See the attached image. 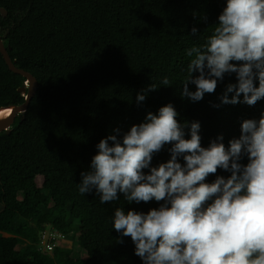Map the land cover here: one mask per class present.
Returning a JSON list of instances; mask_svg holds the SVG:
<instances>
[{"label":"trees","instance_id":"1","mask_svg":"<svg viewBox=\"0 0 264 264\" xmlns=\"http://www.w3.org/2000/svg\"><path fill=\"white\" fill-rule=\"evenodd\" d=\"M227 0H0V32L18 67L39 82L29 108L11 132L0 133V264H144L131 237L113 227L117 207L147 213L155 199L129 203L123 193L101 203L93 189L81 194V173L91 170L99 142L142 123L148 112L173 104L190 138L199 121L207 147L239 138L246 119L264 116V98L254 106L223 103L235 73L225 74L214 93L192 101L182 96L187 49L213 34ZM195 27L198 31L192 34ZM11 47V48H9ZM199 73H194L198 75ZM167 77L170 86L162 84ZM26 78L8 68L0 52V106L24 102ZM259 86L258 78L255 81ZM157 87L150 90V86ZM190 91L196 86L189 83ZM146 92L138 102L137 96ZM231 99L235 92L227 93ZM109 143H112L109 141ZM171 145L152 165L171 158ZM181 162H183L181 160ZM242 164H247L243 156ZM146 173L150 169L144 170ZM230 173L218 169L206 182ZM45 229L71 239L69 248H39ZM60 238L57 239L56 245Z\"/></svg>","mask_w":264,"mask_h":264},{"label":"clouds","instance_id":"2","mask_svg":"<svg viewBox=\"0 0 264 264\" xmlns=\"http://www.w3.org/2000/svg\"><path fill=\"white\" fill-rule=\"evenodd\" d=\"M218 21L203 46L186 50L194 58L182 96L202 100L225 74L235 73L238 83L227 86L222 102L240 103L243 94V102L254 106L264 98V0H227ZM197 31L193 27L192 34ZM162 84L170 86L167 77ZM145 98L146 92L137 96L138 102ZM178 115L169 103L148 112L122 139L119 128L103 138L91 170L81 173L80 193L95 189L101 203L118 200L119 193L129 203L162 202L147 213L114 212L113 227L131 237L144 264H264V116L244 120L229 146L221 135L205 147L199 121L191 122L186 138L188 122L182 125ZM165 145H171V158L153 166ZM218 169L230 175L206 182Z\"/></svg>","mask_w":264,"mask_h":264},{"label":"water","instance_id":"3","mask_svg":"<svg viewBox=\"0 0 264 264\" xmlns=\"http://www.w3.org/2000/svg\"><path fill=\"white\" fill-rule=\"evenodd\" d=\"M0 10L3 13V16H7V11L3 7L0 8ZM7 33L8 32L5 33H3L2 31L0 32V52L6 64L8 65V68L11 71L17 74H21L26 78V83H25L26 85L19 88V91L22 92L23 95H25V100L24 102L19 104H8V105L0 106V113L2 111H6L7 109H11V112L9 114L6 113L0 114V133L2 131H7L8 133L11 132V126L15 122L17 116L27 111L33 97L37 94L39 87V82L37 77L33 73L27 71L26 69L18 67L15 64V61L12 59L8 47L5 45L4 42V38L7 36Z\"/></svg>","mask_w":264,"mask_h":264},{"label":"built area","instance_id":"4","mask_svg":"<svg viewBox=\"0 0 264 264\" xmlns=\"http://www.w3.org/2000/svg\"><path fill=\"white\" fill-rule=\"evenodd\" d=\"M60 237H62V239L64 240V237L59 232L50 229H45L41 233L40 245H39L40 250L52 252L57 246L56 245L57 239Z\"/></svg>","mask_w":264,"mask_h":264},{"label":"rangeland","instance_id":"5","mask_svg":"<svg viewBox=\"0 0 264 264\" xmlns=\"http://www.w3.org/2000/svg\"><path fill=\"white\" fill-rule=\"evenodd\" d=\"M61 239H62V237H60V240L58 241V244H57L58 247H62V248L71 247V244H72L71 239L64 238V240L62 239V241H61Z\"/></svg>","mask_w":264,"mask_h":264},{"label":"bare ground","instance_id":"6","mask_svg":"<svg viewBox=\"0 0 264 264\" xmlns=\"http://www.w3.org/2000/svg\"><path fill=\"white\" fill-rule=\"evenodd\" d=\"M11 112V109H7L6 111H2L1 113H6V114H9ZM0 113V114H1Z\"/></svg>","mask_w":264,"mask_h":264}]
</instances>
